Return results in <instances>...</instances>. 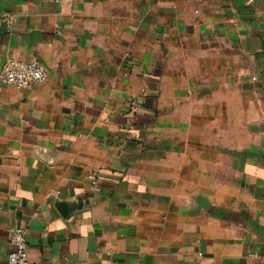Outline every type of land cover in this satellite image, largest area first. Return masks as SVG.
<instances>
[{"label":"crops","instance_id":"0c3cea01","mask_svg":"<svg viewBox=\"0 0 264 264\" xmlns=\"http://www.w3.org/2000/svg\"><path fill=\"white\" fill-rule=\"evenodd\" d=\"M9 58L0 264H264V0H0Z\"/></svg>","mask_w":264,"mask_h":264},{"label":"built area","instance_id":"2783aa9c","mask_svg":"<svg viewBox=\"0 0 264 264\" xmlns=\"http://www.w3.org/2000/svg\"><path fill=\"white\" fill-rule=\"evenodd\" d=\"M47 79L45 65L36 60L26 61L17 58H9L3 64L0 71V83L15 85L19 88H32ZM12 251L8 257V264H31L28 257V240L25 227L12 228Z\"/></svg>","mask_w":264,"mask_h":264},{"label":"water","instance_id":"95a60500","mask_svg":"<svg viewBox=\"0 0 264 264\" xmlns=\"http://www.w3.org/2000/svg\"><path fill=\"white\" fill-rule=\"evenodd\" d=\"M61 212L65 217H68L70 208H67L65 204L60 206Z\"/></svg>","mask_w":264,"mask_h":264}]
</instances>
